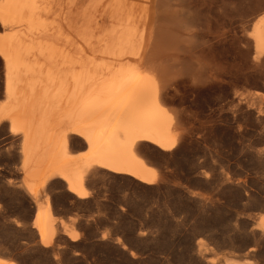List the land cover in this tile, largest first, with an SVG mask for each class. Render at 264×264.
<instances>
[{
    "label": "rangeland",
    "instance_id": "obj_1",
    "mask_svg": "<svg viewBox=\"0 0 264 264\" xmlns=\"http://www.w3.org/2000/svg\"><path fill=\"white\" fill-rule=\"evenodd\" d=\"M184 1L181 17L192 29L183 24V45L177 48L181 41L175 39L169 48L184 75L166 100L180 137L169 151L146 146L141 152L156 170L155 180L145 184L99 169L87 174L82 198L58 177L29 190L23 187L22 135L0 121L1 257L15 264H264V232L256 227L264 215V53L256 57L251 38L264 0ZM218 24L226 35L208 44L206 36ZM136 25L138 54L148 38L146 26ZM194 61L203 65L200 71ZM3 84L0 58V106ZM78 140L70 149L82 156ZM45 200L57 218L48 247L32 226ZM61 222L75 233L73 240Z\"/></svg>",
    "mask_w": 264,
    "mask_h": 264
},
{
    "label": "bare ground",
    "instance_id": "obj_2",
    "mask_svg": "<svg viewBox=\"0 0 264 264\" xmlns=\"http://www.w3.org/2000/svg\"><path fill=\"white\" fill-rule=\"evenodd\" d=\"M184 3L0 0L5 99L0 121L8 120L12 134L22 135L23 187L33 190L34 184L44 185L58 177L70 193L82 198L85 178L92 170L127 174L145 184L155 180L156 170L141 152L146 146L169 151L180 137L179 124L166 100L177 90V78L184 75L183 66L177 65L180 58L173 57L169 49L182 38L178 35L183 24L192 29L181 17ZM136 24L146 26L142 34L148 38L138 54L134 50ZM217 26L215 32L209 30L207 43L226 35L222 24ZM251 38L256 57L262 56L264 14L253 26ZM193 42L188 37L187 44ZM194 62L200 71L201 64ZM197 70L189 79L198 76ZM73 138L83 141L82 156L71 153ZM56 222L45 200L32 222L41 246L51 245ZM256 225L264 232V215ZM61 227L75 238L62 222ZM198 244L203 245L200 240ZM0 264L15 263L0 256ZM224 264L253 262L225 259Z\"/></svg>",
    "mask_w": 264,
    "mask_h": 264
}]
</instances>
